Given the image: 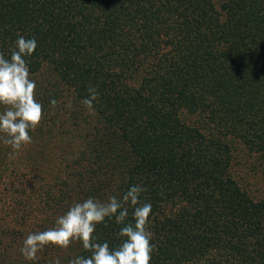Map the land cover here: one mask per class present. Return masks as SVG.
Returning a JSON list of instances; mask_svg holds the SVG:
<instances>
[{
    "label": "trees",
    "instance_id": "obj_1",
    "mask_svg": "<svg viewBox=\"0 0 264 264\" xmlns=\"http://www.w3.org/2000/svg\"><path fill=\"white\" fill-rule=\"evenodd\" d=\"M29 1L35 9L31 22L24 19L23 7L9 15L18 25L28 23L31 33L22 28L15 34L0 22L6 58L18 35L34 37L41 54H52L51 45L40 41L49 26L61 22L52 13L56 2ZM98 4L82 15V22L101 29L102 38L92 33L73 57L54 64L55 71L34 53L30 66L43 106L49 109L50 100H57L67 83L73 92L71 107L64 99L61 105L70 117L87 125V151H81L83 158L87 155L86 164L72 170L82 174L87 186H76L101 201L134 184L146 188L141 198L152 205L150 230L157 245L151 264H264V198L253 200L235 178L231 144L222 139V146L204 145L201 128L183 114L186 110L214 117L225 107L231 121H225L222 132L233 127L234 136L249 150H262L264 0H224L218 8L212 0L167 5L161 0H99ZM192 33L199 41H190ZM158 52L170 59L171 66L162 71L148 64ZM89 86H96L99 93L94 114L82 104ZM44 91L51 96L45 98ZM93 121L102 128L89 127ZM73 125H69L73 131L80 127L79 121ZM119 227L106 221L97 225L95 234L115 247ZM19 231L0 230V264H31L20 254ZM30 231L37 230H25V237ZM207 252L211 256L203 262ZM82 254L87 255L79 243L68 249L50 246L38 253V264L56 257L68 264Z\"/></svg>",
    "mask_w": 264,
    "mask_h": 264
},
{
    "label": "rangeland",
    "instance_id": "obj_2",
    "mask_svg": "<svg viewBox=\"0 0 264 264\" xmlns=\"http://www.w3.org/2000/svg\"><path fill=\"white\" fill-rule=\"evenodd\" d=\"M98 1L53 0V2H56V6L53 8L52 13H54L56 18L58 16L61 22L49 26L43 33L44 35H41L43 38H41L40 44H50L52 54L49 56H44L45 53L41 54L38 50L40 46L37 43L35 50L38 51H35L34 54H37L40 63L43 62L45 64L49 61L48 67L55 71L54 64L58 65L57 62L62 58L68 60L71 56L73 57L81 45L87 44L88 36L92 33L93 35L101 36V38L103 37L100 32L101 29H97L95 26L91 27V22L88 26L82 22V15L87 10L89 12V9L93 11L99 7ZM175 1L177 0H161V3L167 5L169 2L174 3ZM212 1L218 8L224 0ZM16 3L18 4L16 5ZM61 4L63 5L61 6ZM20 7H23V13L26 14L24 19L31 22L35 15V9L31 8L29 0H0V22H3L2 27L5 29L7 26L15 34L19 33L22 28H25L24 31L26 33H31L28 23L26 25L29 28L26 25H18L15 22V18L9 15L10 12H15L16 14L21 10ZM177 18L180 19L179 17ZM50 36H54V39ZM25 38L28 39V37ZM198 38L192 33L189 39L197 42L199 41ZM16 39L17 36L13 38V45L10 48L14 47ZM3 44L4 38H0V52L6 55L5 51L7 50L2 46ZM168 47L169 45L166 46L167 49H169ZM103 48L104 50L107 49L106 42H103ZM222 48H225L224 44ZM255 51L252 52L254 56L257 53ZM150 59L149 63L146 61V65L148 63L150 67L157 66L161 71L163 68L166 69V67L171 66L168 54L167 56H160L158 52L157 55L152 54ZM31 61H33L32 56L28 60L29 69ZM153 62L156 63L153 64ZM51 70L50 74L53 75L54 73ZM30 72L31 74L35 73L31 69ZM63 84V91L61 96L57 97L56 101L58 103L56 107L48 109L43 106L44 119L34 132H30L33 142L27 145L15 159H9L11 149L0 142V230H20L19 234H21L22 241L25 237V230L42 231L51 227L56 217L63 214L72 203L87 198L84 196L86 191L82 193L81 189L76 186L78 183L82 184L83 187L87 186L85 182L81 181L82 174L72 171L73 169H82L86 164L87 155L83 158L81 151H87L84 141L87 125L80 118L70 117L65 112L64 107L61 105L63 104L62 100L64 99L65 105H67L71 102L73 92L67 83ZM192 86L198 85L193 82ZM42 94L45 98H49L52 93L44 91ZM36 98L43 105L40 97L36 95ZM223 109L219 108L214 117L203 113L190 115L186 110L183 111V114L190 118L193 117L191 118V123L196 125L197 128H201L200 132L204 135V145L217 147L216 143H219L222 146L224 140L225 143L227 142L226 145L231 144L230 150L236 156L232 164L235 178L239 180L242 187L247 189L249 196L253 200L263 199L264 142L262 150L251 151L242 140L238 139L240 138L238 135L234 136L236 130L233 127L231 128L232 131L224 134L222 128L225 121L230 120L228 115L230 113L225 114ZM247 112L243 110L242 114H247ZM194 120H199L200 122L197 124ZM75 121H79L80 127L78 130L73 131L70 126L73 127ZM97 124L96 121H93L89 127L96 125L101 129V124ZM197 128L192 132H197ZM222 139L224 140L222 141ZM92 185H94V182L91 183ZM79 191L82 193L80 197L78 196V194H81ZM86 196L95 197L94 194ZM170 204V202H167L166 205ZM51 205L54 208L57 206V209L53 210L50 208ZM166 209V211L169 210L168 207ZM210 256L211 253L207 252L203 257V262H206L205 258ZM193 261L195 262V260ZM193 261L189 262L192 263Z\"/></svg>",
    "mask_w": 264,
    "mask_h": 264
},
{
    "label": "clouds",
    "instance_id": "obj_3",
    "mask_svg": "<svg viewBox=\"0 0 264 264\" xmlns=\"http://www.w3.org/2000/svg\"><path fill=\"white\" fill-rule=\"evenodd\" d=\"M36 48L34 37L26 39L18 35L8 58L0 52V142L11 149L9 159H15L33 142L30 132L44 119V107L36 98L37 83L28 63ZM87 91L89 95L82 104L94 114L99 93L96 86H89ZM57 103L50 100L53 108ZM66 107H71V102ZM146 191L140 184H134L104 201L91 196L76 201L56 217L51 227L28 232L20 254L25 261L38 264V253L46 247L68 249L79 243L87 255L75 256L68 264H151L157 245L152 242L150 230L152 205L141 198ZM106 221L120 226L114 234L120 241L115 247L100 241L95 234L97 225ZM48 264H61V260L56 257Z\"/></svg>",
    "mask_w": 264,
    "mask_h": 264
}]
</instances>
